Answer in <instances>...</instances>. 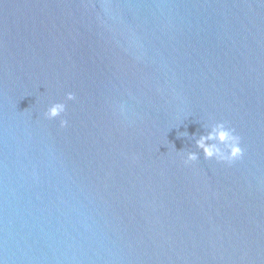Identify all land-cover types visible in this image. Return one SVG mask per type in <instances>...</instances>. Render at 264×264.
Segmentation results:
<instances>
[{
  "label": "water",
  "instance_id": "water-1",
  "mask_svg": "<svg viewBox=\"0 0 264 264\" xmlns=\"http://www.w3.org/2000/svg\"><path fill=\"white\" fill-rule=\"evenodd\" d=\"M0 264H264V0H0Z\"/></svg>",
  "mask_w": 264,
  "mask_h": 264
},
{
  "label": "clouds",
  "instance_id": "clouds-1",
  "mask_svg": "<svg viewBox=\"0 0 264 264\" xmlns=\"http://www.w3.org/2000/svg\"><path fill=\"white\" fill-rule=\"evenodd\" d=\"M66 99L72 101L76 99L73 92H68ZM67 111L66 102L58 101L51 103L44 116L48 119L61 117ZM127 111L125 104H119V112L125 114ZM68 119L61 118L60 126L67 127ZM205 132L203 134H193L192 139H195L196 148L203 151L204 157L208 160H215L217 162L227 163L229 165L243 159L245 148L242 146V138L236 132L235 128L229 126L226 121L210 122L203 125ZM182 136H188L185 131L181 133ZM174 146V145H173ZM175 147V146H174ZM184 150H180L183 152ZM200 158L199 151H187L184 155V163L191 164L198 161Z\"/></svg>",
  "mask_w": 264,
  "mask_h": 264
}]
</instances>
